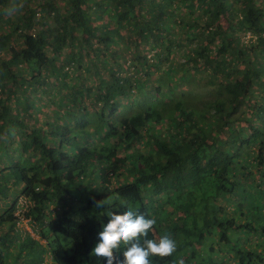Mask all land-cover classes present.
Listing matches in <instances>:
<instances>
[{"label":"trees","instance_id":"1","mask_svg":"<svg viewBox=\"0 0 264 264\" xmlns=\"http://www.w3.org/2000/svg\"><path fill=\"white\" fill-rule=\"evenodd\" d=\"M0 206V264H106L129 208L152 264H264V0H0Z\"/></svg>","mask_w":264,"mask_h":264},{"label":"clouds","instance_id":"2","mask_svg":"<svg viewBox=\"0 0 264 264\" xmlns=\"http://www.w3.org/2000/svg\"><path fill=\"white\" fill-rule=\"evenodd\" d=\"M104 200L97 201L98 207H103ZM108 222L98 233L99 242L92 250L94 255L106 258V264H152L151 257L171 256L177 249L176 241L170 235L159 239H142L147 237L156 221L145 218L143 214L131 208L120 212H109ZM124 246L122 259L114 255V250ZM176 264H185L179 259Z\"/></svg>","mask_w":264,"mask_h":264},{"label":"rangeland","instance_id":"3","mask_svg":"<svg viewBox=\"0 0 264 264\" xmlns=\"http://www.w3.org/2000/svg\"><path fill=\"white\" fill-rule=\"evenodd\" d=\"M192 18L193 17H195V14H191L190 15ZM249 36L248 35H246V38L245 39H247ZM67 49V45L65 46V48L63 49V50H66ZM64 53V52H63ZM180 61H182V62H184L185 60H184V56L183 55H181V56H179V58H178ZM117 69L119 68V72L121 73V74H123V75H135L136 73H138V69H135L134 67H133V65H131V64H129V66L126 64V66L124 65V66H120V67H118V65L117 66H115ZM129 67V68H128ZM128 68V69H127ZM145 71V68L143 69V72ZM196 79V81L194 82V83H192V85H191V87L194 89V92L196 93V94H199V95H202L203 93H205V94H207L208 93V90H209V88H211V86L210 85H208V84H206V81L205 80H203V79H201V76L200 75H198V78L196 77L195 78ZM193 92V93H194ZM44 100H45V97H41V98H39V99H36L35 100V102H36V105L39 107V112H40V114H42V111H43V109H44V107L41 105L43 102H44ZM122 102H125V100H122ZM41 116V115H40ZM258 123V122H257ZM143 148V147H142ZM257 177V176H256ZM23 201V197H20V199H19V202H22ZM23 203V202H22ZM222 203V202H221ZM1 207V206H0ZM230 210V209H229ZM19 210H16V213L18 212ZM231 211V210H230ZM237 213H239V211L237 212ZM19 224H18V226L20 227V228H22V229H24L25 231H28V232H30L31 233V235L33 236V237H35V238H38L39 236H37L34 232H33V230H32V228H31V226H30V224L29 223H27V220H19V222H18ZM42 242H44V240H42ZM10 250H9V253H8V258H9V260L10 259H13L14 257H15V253H16V250L17 249H15L14 250V248H13V246H11L10 245ZM46 259H49V256L47 255L46 256Z\"/></svg>","mask_w":264,"mask_h":264}]
</instances>
